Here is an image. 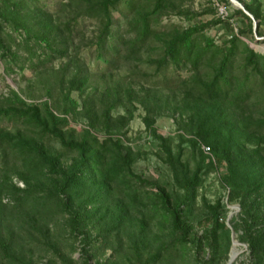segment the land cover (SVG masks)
Segmentation results:
<instances>
[{
	"label": "trees",
	"instance_id": "16d2710c",
	"mask_svg": "<svg viewBox=\"0 0 264 264\" xmlns=\"http://www.w3.org/2000/svg\"><path fill=\"white\" fill-rule=\"evenodd\" d=\"M168 1L154 0L153 8L147 9L139 0H62L57 11L69 10L70 17L61 22L40 0H0V60L7 67L11 63L19 64L21 70L25 62L34 68L47 67L54 60L68 56L73 45L74 24L79 17H87L97 23L90 44L94 46L97 57L104 61L103 70L114 69L137 59L153 33L149 23L151 16ZM244 7L255 19L261 20L258 5L245 3ZM114 10L130 17L128 31L134 32L133 35L115 38L112 29ZM239 13L250 24L251 19L242 11ZM227 20L215 22H226L230 28ZM206 26L209 25H192L158 38L161 53L152 61L155 65L154 74L164 72L159 84L166 89L169 86L180 89L178 93L173 90V94L181 95L187 107L195 108L189 126L195 123L199 125L189 130L188 133L192 135L189 142L197 149L200 146L208 147L213 160H209L210 166L225 164L221 180L229 189L227 200L237 202L240 206L241 223L238 226L233 224L232 227L235 232L241 230L238 240L248 246V264H264V118L254 117V88L247 84L250 71L257 73L261 84H264V54L255 53L244 44L243 68H248L249 72L239 80L233 74L232 65L240 42L239 35L245 31L231 33L222 45L215 44L210 37H203L204 44H201L198 36ZM203 64L212 68L210 77L203 78L199 74ZM67 66L57 71L59 75L55 76L52 83L45 82L46 98L39 103H27L13 90L0 101V119L21 121L37 132V138H51L65 150L74 153L70 164L65 166L59 156L45 149L41 138L27 139L21 134L0 128V156L4 161L7 155L14 156L11 172L23 182V187L14 184L10 167H5L0 177V220L2 211L7 209L3 203L5 198L17 210L23 202L45 198L46 194L54 198L61 197L64 200L60 203L61 210L69 215L71 233L80 238V251L88 259L86 246L91 245L92 239L87 225L103 206L99 195L110 189L112 183L131 190L132 181L127 177L147 185L149 183L133 175L132 165L136 157L124 145L121 135L133 118V111L126 109L125 115L113 117L112 111L120 105V101L107 87L100 91L97 99L94 94L99 91L86 94L81 100L73 98L71 93L74 91L83 96L88 77L77 67L66 78L64 70ZM187 67L195 72L194 78L178 77L179 80L172 85L173 78L165 76L168 69L181 70ZM54 90L57 96L53 99ZM143 90V96L137 98V102L146 109L142 117L143 124L159 141L164 161L172 172L175 184L182 190L171 195L163 188L158 189L155 194L157 203H150V209L155 210L159 206L154 212L168 218L171 230L179 234L182 242L193 243L197 254L207 248L209 257L198 264L223 263L230 244V230L220 213L222 205L219 201L207 205L205 221L210 224V228L200 237L192 235L187 214L192 212L191 205L197 196L201 167L196 166L190 171L188 165L181 162V154L172 151L168 139L157 134L155 116L162 107L169 106V102L151 93L150 88L143 87ZM131 92L127 93L130 95ZM69 116L84 118L89 129L79 136L74 135V131L68 127ZM91 130L104 131V135L99 138ZM201 157L204 155L201 154ZM49 175L53 178H48ZM46 180L49 183H45ZM142 186L138 185L137 188ZM85 191L93 193L83 197ZM121 220L120 215L114 226H119ZM140 220L143 227L144 219ZM0 254L12 262L32 264L16 253L10 241L3 237L1 229Z\"/></svg>",
	"mask_w": 264,
	"mask_h": 264
},
{
	"label": "rangeland",
	"instance_id": "374dc122",
	"mask_svg": "<svg viewBox=\"0 0 264 264\" xmlns=\"http://www.w3.org/2000/svg\"><path fill=\"white\" fill-rule=\"evenodd\" d=\"M40 1L61 22L70 17L69 10L57 11L62 0ZM139 1L147 9H152L154 6V0ZM245 3L260 7L261 20L255 19L245 9ZM219 7H223L226 12L223 17H221L222 14H218ZM239 11L251 19L250 24ZM112 13L114 20L112 29L115 38L133 35L134 32L128 31L130 17H125L118 10ZM226 19L230 23V28L226 22H215L226 21ZM149 23L153 33L137 55V59L108 71L103 70L105 63L97 57L94 46L90 44L96 33L97 23L87 17H79L74 24L73 45L68 56L54 60L47 67L34 68L29 65V62H25L21 70L19 64L11 63L7 67L0 60V101L13 90L27 103H39L46 98L43 87L45 82L52 83L55 76L59 75L57 71L62 66L66 67L67 64L64 70L66 78L70 77L77 67H80L81 73L88 77L87 89L83 96L74 91L71 93L73 98L81 100L86 94L91 95L99 91L94 94V98L97 99L100 91L107 87L110 93L120 101V105L112 111L113 117L125 115L126 109L133 111V118L122 130L121 135L124 145L129 147L136 157L132 165L133 175L149 183L147 185L133 177H127L129 181H132L131 190L123 189L121 185L117 187L112 183L110 189L104 190L99 195L103 206L87 225V231L92 239L91 245L86 246L89 255L87 260L80 251V238L71 233L69 215L61 210L60 203L64 201L63 198H54L46 194L45 198L23 202L22 206L16 208L17 210L13 209L12 203L5 198L3 203L6 204L7 209L1 213L0 229L3 237L10 241L16 253L24 261H30L32 264H198L199 261L209 257L206 247L204 252L197 254L193 243H184L179 239V234L171 230L172 226L168 218L161 216L159 212H154L159 209V206L158 209H150V203L154 201L157 203L155 194L158 189L163 188L171 195L181 193L182 190L175 184L172 172L164 161L159 141L143 124L142 117L146 109L137 102V98L143 96L144 87L150 88L151 93L154 92L163 100L168 99L169 102V106L162 107L161 112H157L155 116L154 127L157 134L168 139L172 151L181 154V162L187 164L190 171L196 166L201 167L196 188L197 196L191 205L192 212L187 214L192 226V235L200 237L206 229L210 228V224L205 221L208 210L206 206L219 201L222 205L221 216L225 218L230 230V244L226 259L220 264H228L229 251L234 239L238 243L236 247L240 253L232 263H249L248 246L238 240L241 230L238 229L235 232L232 227L233 224L238 226L241 223L240 206L237 202L227 200L229 189L221 180L225 173V164L210 166L209 160L212 157L210 150H206V146H200L197 149L191 145L189 139L192 135L188 132L199 125L195 123L189 126L195 108L187 107L182 102L181 95L173 94V90L178 93L180 89H172L170 86L166 89L159 84L164 72L154 74L155 65L152 61L161 53L158 38L171 35L189 26L209 25L198 36L201 44H204L203 37H210L215 44L222 45L231 33L239 34L237 30H244L245 33L239 35L240 42H238L232 65L235 77L239 80L243 79L249 72L248 68H243L244 44H247L255 53L264 54V0H169L162 9L151 16ZM20 53L23 54L22 51ZM21 62H23L22 59ZM211 71L210 66L203 64L200 66L199 74L207 78L210 77ZM194 73L187 67L181 70L168 69L165 76L172 77V85H175L179 80L178 77L192 79ZM249 73L247 84H251L254 88L256 103L253 115L264 118V84H261L257 73L251 71ZM128 91H132L130 95ZM56 96L57 91H52L53 99ZM206 111L208 112L207 108ZM69 121L68 127L76 136L89 129L87 121L80 116L71 118L69 116ZM0 128L21 134L27 139L38 137L34 129L28 128L21 121L14 122L3 118L0 119ZM94 133L99 135V138L104 135V131ZM40 138L50 154L59 156L63 165L70 164L74 153L65 150L51 138L39 136L36 140ZM201 154L204 155L203 158ZM14 160V156L11 155H7L5 161L0 156V177L5 172V167H10L9 172H11V164L15 163ZM10 174L12 182L18 187H23V182L14 173ZM48 178L53 177L49 175ZM45 183L49 181L46 180ZM138 185L144 186L137 188ZM90 193L93 192H83V197ZM118 202L119 205H117ZM120 215L121 223L119 226H114ZM140 219H144L143 227ZM157 254L159 256L155 257ZM0 262L20 264L18 261L12 262L3 258L1 254Z\"/></svg>",
	"mask_w": 264,
	"mask_h": 264
},
{
	"label": "bare ground",
	"instance_id": "6f19581e",
	"mask_svg": "<svg viewBox=\"0 0 264 264\" xmlns=\"http://www.w3.org/2000/svg\"><path fill=\"white\" fill-rule=\"evenodd\" d=\"M232 243H233V246L231 247V249L229 251L228 264H231L237 258V256L240 253L239 249H237L238 247H236V246H238L237 241L234 239Z\"/></svg>",
	"mask_w": 264,
	"mask_h": 264
},
{
	"label": "built area",
	"instance_id": "2783aa9c",
	"mask_svg": "<svg viewBox=\"0 0 264 264\" xmlns=\"http://www.w3.org/2000/svg\"><path fill=\"white\" fill-rule=\"evenodd\" d=\"M226 12L223 10V7H219L218 8V14H222L221 17H223V15L225 14ZM206 150H209L208 147H205Z\"/></svg>",
	"mask_w": 264,
	"mask_h": 264
}]
</instances>
